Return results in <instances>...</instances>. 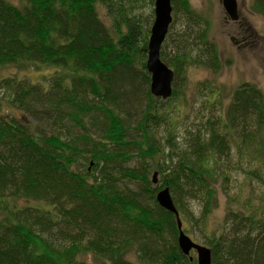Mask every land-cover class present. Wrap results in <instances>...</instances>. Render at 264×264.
I'll list each match as a JSON object with an SVG mask.
<instances>
[{
  "label": "trees",
  "instance_id": "obj_1",
  "mask_svg": "<svg viewBox=\"0 0 264 264\" xmlns=\"http://www.w3.org/2000/svg\"><path fill=\"white\" fill-rule=\"evenodd\" d=\"M125 1L128 7L123 0H0V69L52 70L34 82L0 76V101L23 113L20 119L0 114V264H133L126 259L132 250L141 264H196L180 251L176 219L158 205L157 192L169 189L182 229L192 234V224L201 231L219 184L231 182L232 146L239 164L245 153L264 168V94L252 83L233 89L221 114L172 161L173 135L162 142L153 128L182 99L180 76L191 66L217 74L224 62L209 38V21L187 0H173L185 28L174 37L168 32L171 48L162 44L160 51L174 72L172 95L154 98L145 69L150 29L131 12L138 0ZM249 9L263 21L264 37V0H251ZM200 88L213 93L210 82ZM134 97L145 102L133 103ZM218 98L204 97L209 105ZM64 122L71 123L64 137L40 129ZM130 146L145 166L118 165L133 157L124 151ZM149 161L160 176L156 185ZM81 162L83 171H74ZM256 174L250 173L264 182ZM117 176L136 189L120 188ZM260 200L252 214L227 211L226 228L205 237L212 264H264V194ZM190 201L200 205L199 219ZM82 255L91 259L81 261Z\"/></svg>",
  "mask_w": 264,
  "mask_h": 264
},
{
  "label": "rangeland",
  "instance_id": "obj_2",
  "mask_svg": "<svg viewBox=\"0 0 264 264\" xmlns=\"http://www.w3.org/2000/svg\"><path fill=\"white\" fill-rule=\"evenodd\" d=\"M20 0H10L14 5L18 4ZM152 1V3H151ZM190 8L195 12L196 15L204 16L210 23L208 35L211 41H214L216 47L220 53L221 60L224 62L222 69L217 73L213 74L211 71L203 69L197 66H191L185 69L184 73L180 76L179 81L184 82V95L179 102H175V111L168 112V116L165 117V123L159 127H154L155 137L164 142L167 132L173 135V142L178 149L173 150L172 161L175 162L177 157L175 155L180 153L181 150L186 149L188 140L192 135L196 134L197 131L203 133L202 128L206 126L207 121L210 119L211 122L222 112L221 105L225 107L230 101V94L233 89L243 83L255 84L264 94V37H263V21L255 14H246V9H249L251 0H238L239 10L244 13L242 17L246 18L248 24V35H255V42L251 45H247L245 49L236 48L231 40V36L227 35L228 31H232V28L228 24H224V9L220 4L219 0H187ZM173 0H171L172 7ZM123 4L128 7L125 0ZM154 0H138L136 8L131 12L133 14L142 15V19L145 25L150 29L154 19ZM224 11V12H223ZM178 16L174 17L172 7V21L173 25L169 29L171 37L177 33H181L185 28V19L182 13H177ZM176 14V15H177ZM100 17L110 26V22L107 19L104 9L100 10ZM187 19V18H186ZM147 21V22H146ZM188 22V21H187ZM232 25V24H231ZM198 33V32H196ZM230 36V37H229ZM169 39H165L163 43L164 51L168 52L171 48V42H167ZM238 41V40H236ZM237 43V42H236ZM167 61H170L168 58ZM228 62V64H226ZM138 68V65H136ZM52 70L45 69L39 70L36 67H7L0 69L1 77H29L31 80L37 81L39 74L48 75ZM182 78V79H181ZM210 82L212 85V92H202L200 88L201 83ZM43 83L46 87V82ZM207 95V96H206ZM219 97L214 104L209 105L204 97ZM131 100L133 103L139 102L144 103V97H134ZM138 99V100H137ZM136 108L137 105H134ZM168 107V105H165ZM0 114L9 116H16L17 119L23 117V113L16 110L9 102L4 100L0 101ZM135 120V117H133ZM23 121V120H21ZM70 122H64L62 124H47V126H40L41 130H45L48 135L56 132L64 137L67 129L70 128ZM134 125V123H132ZM167 125V127L165 126ZM32 126V125H31ZM62 131V133H61ZM134 141H138L137 133L135 131L130 132ZM169 153L172 151L171 147H166ZM129 155L133 157L125 163L119 162L120 167H141L144 165V160L135 156L138 152L136 146H130L124 149ZM239 156L234 146H232V159L233 163L230 166L229 174L231 176L230 183L224 184L218 188L217 200L212 207L210 213L204 219V225L201 231H198L197 227L192 224V234L186 233L193 242L199 245H204L209 248L205 243V237L211 238L214 233H218L219 230L226 228L225 218L227 217V211H236L240 209L252 214L257 206H260L263 202L260 200V196L264 194V182L259 181L258 178L251 176L250 173L255 170L256 175H261V179L264 181V168L257 161L249 163V158L243 153V158L239 164ZM236 163V164H235ZM85 162L76 163L73 166L74 171H83V165ZM151 161L147 162L146 166L151 168L150 177L154 170L152 169ZM117 172V171H116ZM118 177V186L123 190H135L136 184L126 179ZM160 179V176L157 177ZM235 199V200H233ZM20 206L25 204L24 201H19ZM32 206V202L30 203ZM191 210L194 213L195 219L200 217V205L197 202L190 201ZM249 211V212H248ZM264 220V207L263 212L259 216ZM184 231V230H183ZM185 232V231H184ZM207 238V239H209ZM191 256L195 258V253L192 252ZM81 261L90 260L87 256H80ZM126 259L131 261L133 264H141L135 251H131L126 255ZM192 261V263H194Z\"/></svg>",
  "mask_w": 264,
  "mask_h": 264
},
{
  "label": "water",
  "instance_id": "obj_3",
  "mask_svg": "<svg viewBox=\"0 0 264 264\" xmlns=\"http://www.w3.org/2000/svg\"><path fill=\"white\" fill-rule=\"evenodd\" d=\"M222 7L228 18L232 21L237 20V5L236 0H222ZM154 19L150 27L147 47L145 69L150 74L149 92L154 98L167 100L172 95V82L174 72L160 59V51L170 24L172 23V7L171 0H154ZM158 172L154 171L151 176L152 184L158 183ZM158 205L171 212L177 223V245L184 256L189 257L195 253L196 264H212V255L210 248L196 244L182 229V221L179 217V212L175 207L169 189L163 188L159 190L155 196Z\"/></svg>",
  "mask_w": 264,
  "mask_h": 264
},
{
  "label": "flooded vegetation",
  "instance_id": "obj_4",
  "mask_svg": "<svg viewBox=\"0 0 264 264\" xmlns=\"http://www.w3.org/2000/svg\"><path fill=\"white\" fill-rule=\"evenodd\" d=\"M220 4L222 5V0H219ZM236 5H237V20L232 21L230 20L228 17V15L226 14V12H224V24H228V26H230L232 28V31H228L227 35H233V36H229L231 38L230 41H233L234 44H236L237 46H235L236 48H243L245 49L246 46L249 44H253L255 42V35H248L247 31H248V24L246 23V18L242 17V13L239 10L238 7V0H236ZM253 14L250 9H246V14ZM232 24V25H231ZM238 40V41H236ZM237 42V43H236Z\"/></svg>",
  "mask_w": 264,
  "mask_h": 264
}]
</instances>
